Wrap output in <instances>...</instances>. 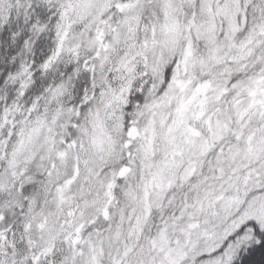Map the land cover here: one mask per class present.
Instances as JSON below:
<instances>
[{"label": "snow or ice", "instance_id": "snow-or-ice-1", "mask_svg": "<svg viewBox=\"0 0 264 264\" xmlns=\"http://www.w3.org/2000/svg\"><path fill=\"white\" fill-rule=\"evenodd\" d=\"M0 264H264V0H0Z\"/></svg>", "mask_w": 264, "mask_h": 264}]
</instances>
